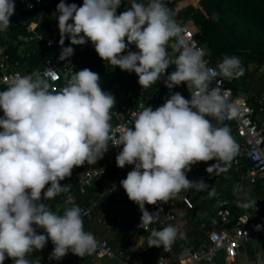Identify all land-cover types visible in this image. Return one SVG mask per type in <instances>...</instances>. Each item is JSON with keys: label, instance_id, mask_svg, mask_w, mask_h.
Listing matches in <instances>:
<instances>
[{"label": "clouds", "instance_id": "1", "mask_svg": "<svg viewBox=\"0 0 264 264\" xmlns=\"http://www.w3.org/2000/svg\"><path fill=\"white\" fill-rule=\"evenodd\" d=\"M121 2L83 0L78 6L60 0L58 60L74 54L72 46H63L66 38L70 45L91 41L102 60L135 72L145 90L174 65L164 84L171 90L186 83L190 99L174 92L155 109L140 105V111L131 113L133 126L114 138L110 121L116 99L101 88L98 73L88 68L73 72L59 90L38 74L6 78L7 88L0 91V264L6 258L13 264H40L39 258L29 257L49 239L54 245L50 260L59 261L69 251L84 257L96 250L94 234L84 230L82 217L87 211L73 204L62 214L54 212L41 202L42 190L50 185L43 191L44 201L68 191L70 185L60 181L70 177L74 167L96 163L109 141L122 145L115 157L117 167L133 165L120 184L142 213L139 226L150 230L149 247L165 251L185 233L173 225L150 229L158 212L150 213L145 204L168 203L182 191L208 189L203 180L190 181L186 172L211 160L216 163L206 169L209 173L226 171L239 152L224 121L237 117L240 101L230 100L221 87V79L244 74L239 57L226 55L210 68L205 50L189 40L165 0H128L130 7L117 15ZM14 13V0H0V32L10 27ZM132 44L138 51L123 54ZM213 81L217 86L212 87ZM254 205L256 200L239 204L244 209ZM37 228L42 232L38 234Z\"/></svg>", "mask_w": 264, "mask_h": 264}, {"label": "built area", "instance_id": "2", "mask_svg": "<svg viewBox=\"0 0 264 264\" xmlns=\"http://www.w3.org/2000/svg\"><path fill=\"white\" fill-rule=\"evenodd\" d=\"M172 0H165L168 4ZM15 9L17 13L20 12V6H25L27 10L34 13L33 16H21L19 18V25L25 28L24 34H20L16 43L20 40L26 43H32L34 41L42 44V47L53 49L52 56L47 57L42 67H36L24 72L20 69L21 62L13 61L12 54L8 50L9 40L8 32H0V89L7 86L4 82L6 78L11 77L15 73L21 75L33 74L40 75L48 79L51 87L55 90H59L65 85L66 79L70 77L73 72H78L84 68H77L73 64V60L79 49H92L94 48L91 41L83 45H70L69 39L64 40L63 46H72L74 48V54L66 61L58 60V56L61 51V45L59 43L60 35L58 29V15L56 12V6L60 0H14ZM69 0H65V3ZM138 2L147 3V0H138ZM56 4V5H57ZM83 0H81V5ZM78 5V6H81ZM130 7L128 0H122L121 5L117 8V15L125 11ZM170 11V9H169ZM173 19L172 12L170 11ZM17 14V16H18ZM14 16V15H13ZM12 16V17H13ZM12 17L10 19H12ZM54 21L55 27H47L46 22ZM176 20V19H175ZM44 21V23H43ZM177 21V20H176ZM71 22V21H70ZM185 30V34L188 35L190 41L203 48L206 52L205 59L208 61V67L216 68L213 64L212 58L209 56L208 51L201 46L199 40L195 36V30H193L188 24H182L177 21ZM44 28V30H43ZM171 43L169 42V52H171ZM25 54V53H24ZM177 53L173 54V57ZM79 58V57H78ZM263 71L264 65H254ZM175 70V66H170L160 80H158L151 87L146 90L142 87H137L129 95L123 94V100L117 103L116 108L111 110V125L113 129L114 138H118L119 132L126 128L132 127L131 113L133 111H140V105L150 106V104L159 102V106L167 98L162 99V91L169 89L164 84L166 75ZM138 80V78H136ZM220 78L217 77L216 80ZM234 79L227 80L221 79L222 89L228 91L229 98L232 101L239 99V112L236 118L228 119L224 121V124L230 128L235 129V136L239 145V152L242 158H234L231 162L236 168H241L238 185L254 186L261 179V185L264 187V121L259 116H264V91L258 97L257 108L255 104L251 102L250 92H246V96L236 97L234 87L231 85ZM216 81H213L212 87H215ZM186 99H190V93L183 95ZM3 115L2 109H0V116ZM210 119H213L210 117ZM215 120V119H213ZM121 146H112V141L108 142V150L104 153L96 163L74 167L72 174H74L76 183H69L70 177H66L60 181L61 185L68 184L70 189L65 192H61L56 196V201L59 202V208H69L73 204L78 205L82 209L87 211V215L83 216L84 222L93 223H120L124 220L127 214L134 215L137 212L139 215L135 216V226L141 230L144 234L137 239L138 246L144 247L140 256L132 259V257L121 248L130 242V239H126V243L120 246H114L108 239L101 238L97 242V248L94 251L95 254L107 258L111 261H119L120 264H145V259L152 254V248L146 246L148 243L149 231H145L139 226L142 213L139 207L133 201H128L125 190L120 184L122 179H125L127 173L132 170L133 166L125 165L123 168L117 167L115 157L121 151ZM243 159L248 161L250 165L247 168H243ZM109 167L112 169L110 170ZM218 174L209 173L207 170L198 172L196 175L188 178L190 181L203 180L212 181L216 179ZM41 202H44L50 207V200H43V191ZM94 191V198H91L90 202L86 204L76 203V194L82 196L88 195ZM121 194L126 199L123 200L121 196L116 198L108 197L109 195ZM194 189L180 192L175 198H172L168 203L157 202L156 204H145V208L149 210L153 208L155 210H164V217L159 218V221L150 225L151 228L162 229L167 225H172L173 222H177V207L183 206L186 210H190L194 207L193 200ZM248 201L256 200V205L249 208L247 211L236 212L234 207L231 206V200L218 195L216 207L212 217L207 223L203 224V229L206 232L204 240H201L198 246L189 245L183 241V238H177L176 241L179 244V251L171 260L170 257L160 256L157 260V264H219L218 258L221 254L224 255V259L227 264H237V261L242 253L243 246L245 244H251L258 241H264V194L258 196H246ZM256 225H260V230H256ZM179 230V229H178ZM37 233H41L42 229L37 228ZM180 232L185 233L182 229ZM131 240V243L136 242V239ZM54 246L50 245L48 240L46 246L42 250H38L39 254L47 261L50 260L49 256ZM5 259L3 264L7 261ZM258 264H264V250L263 255L259 258Z\"/></svg>", "mask_w": 264, "mask_h": 264}, {"label": "trees", "instance_id": "3", "mask_svg": "<svg viewBox=\"0 0 264 264\" xmlns=\"http://www.w3.org/2000/svg\"><path fill=\"white\" fill-rule=\"evenodd\" d=\"M177 1L180 0H172L170 3L173 16L182 24L192 22L197 27L198 30L195 31V36L201 46L208 51L213 63L215 65L218 64L226 55L239 57L241 66L244 69L242 77L246 75L250 76L256 88L264 89V70L263 72H259V68L256 67V69H250L253 63L264 65V0H200L199 2L205 11L194 5H188L182 9L175 10L172 4ZM67 3L81 5V0H69ZM56 4L57 2L54 6H57ZM20 7L19 14L15 9L10 27L8 28V36L9 40H11L8 44V50L12 54L13 61H20L22 65L26 66V69H34L42 66L45 59L52 56L54 50L44 48L42 44L34 41L26 46L25 54L27 56L22 58L18 50L19 45L14 44L19 35L25 32V28L19 25V18L21 16L31 17L34 13L27 10L25 6ZM57 14L59 13L57 12ZM45 24L46 26L48 25L47 27H55L54 21H49ZM127 51H138V49L132 44L129 45V48L123 54H127ZM73 64L77 68H88L99 74L101 88L114 95L116 99V104L113 108H116L117 103L123 100V94L129 96L135 90V84L137 83L135 72L122 71L118 66L108 64L107 61L99 57L94 48L79 49L73 60ZM4 88H7V86ZM174 88L175 92L185 93L186 91L184 82ZM213 162L216 163L215 160ZM198 163L192 165L191 170L187 171L186 174L201 168V165ZM109 169L112 170L110 167ZM73 178L74 175L72 176ZM258 190L259 192L264 191L260 188ZM239 204L237 205V211L242 212L249 209H244ZM58 206L59 202L56 201V197L50 200L52 210L57 209ZM193 211L200 213L199 209ZM125 219L129 220L128 216ZM128 220H123L120 223H110L114 230V234L111 236L113 240L126 234L134 235L137 233V230ZM164 252L166 251L163 248H158L155 255H160ZM152 260L146 258L145 263ZM221 260L225 261L223 254L218 258L219 264ZM63 262L67 264L64 259ZM5 264H13L12 259L8 258Z\"/></svg>", "mask_w": 264, "mask_h": 264}, {"label": "crops", "instance_id": "4", "mask_svg": "<svg viewBox=\"0 0 264 264\" xmlns=\"http://www.w3.org/2000/svg\"><path fill=\"white\" fill-rule=\"evenodd\" d=\"M186 4H187V2H186ZM189 5H191V4H189ZM186 24H188V23H186ZM21 56L23 58V57L27 56V54H23ZM42 66H39V67H42ZM251 68L252 67L250 66V69ZM20 69L24 72L29 70V69H26V66L22 65V64H21ZM259 72H263V71L259 70ZM136 78L139 79L138 76L135 77V80H137ZM231 85L234 87L233 89L235 90V96L236 97L246 96V92H250V94H251L250 100H251V102H253L255 104V107L257 108L258 97L264 91V89L256 88V85L254 84V82L250 76L246 75L244 77L241 76L238 79H234V82ZM185 86H186L185 93L189 94L190 92L188 91L186 83H185ZM4 87H6V86H4ZM4 87H2V89H0V91L5 90L6 88H4ZM137 87H142L141 85H139L138 80H137V83L135 84V88H137ZM161 91H162V99H164V98L168 97L171 93H174L175 88L168 90V91H166V90H161ZM185 93H181V94L184 95ZM150 106L153 107V109H155L156 107L159 106V102L152 103V104H150ZM259 117L264 121V116H259ZM210 120L212 121L213 124H216L215 120H213V119H210ZM230 131H231V135L233 136V138L237 142V138H236L235 133H234L235 129L232 128ZM234 158H240L241 159L242 156H241L240 152H238V154ZM198 164L201 165V168H199L196 171H193L189 174H186V176L188 178L196 175L198 172L205 171L210 165L214 164V162H213V160H211L208 162H199ZM249 165H250V163L243 159V168H247ZM131 166H133V165H131ZM221 166H224V165H221ZM230 170H233V172L229 175V173L231 172ZM241 170H242L241 168H239V169L236 168L233 165V163L230 162V165L227 166V170L223 171V172H219L216 179H214L212 181H207V182L205 181V183L208 184V189H206L204 191H196L194 189L193 200H194L195 205L192 209L186 210L185 208H183L182 205L181 206L179 205L177 207V209H176V211H177V222H173L172 225L175 226L179 230L182 229L185 232V237L183 238L184 242H187L189 245H192V246H198L200 241L205 239L206 232L203 229V224L207 223V221H209L210 218L212 217L214 210H215V207H216V202L218 200V195L231 200L230 201L231 206L234 207L236 212H240V211H237V205L241 202H247L248 200L246 199V196H248V195L258 196L260 194H264V191L259 192V190H258V188L264 190V187L261 185V179L254 186H246V185H238L237 184V181L239 179L238 176L240 175ZM73 175L74 174H72V176ZM72 176L68 180L71 186H72V184L76 183L75 176L73 179H72ZM228 184L230 185L229 187H228ZM213 189H214V194H210V191ZM118 195L121 196V198L125 201H126V199L128 201H131V200H129L128 196H125V198H126L125 199L124 196L121 194L109 195L108 197L116 198ZM94 197H95L94 191L90 192L88 195H85V196H82V195L77 193L76 194V203L77 204H86V203L90 202L91 198H94ZM58 208H59V206H58ZM58 208L55 210H52L50 207V209L52 211L58 212L59 214H62L65 208H60V209H58ZM196 209H199L200 213H197L198 211H193ZM179 210H180V213H179ZM205 210L208 213L207 218L205 220L200 221L199 223L195 224V221H197L198 215L203 213ZM148 211L150 213L158 212L157 221H159V218L164 217V215H165L164 210H155L153 208H150ZM126 216H128L129 220L125 219ZM126 216L124 217V221L128 220V222H131L130 224H132L133 227L137 230V233L134 235L126 234V235L121 236L118 239L115 238V240H113V238L111 237L114 234L112 224H110V223H100L99 224V223H93V222L92 223L91 222H84V219H83L84 230L86 232H91L92 234H94L97 242L99 240H101V238H106L116 247L120 246L123 243H126V239L129 238L130 242H127V244L122 246L121 248H123L126 251V253H128L132 257V259H135L136 257L140 256L143 252L142 248H144V247L138 246L137 239L141 236V234H144V233L135 226V224H134L135 215L127 214ZM133 239H136V242L131 243V240L134 241ZM49 241H50V245L54 246L50 239H49ZM145 245L149 246L148 243H146ZM150 248H152L153 251H152V254L149 257H147V259L152 260V258H153V260H152L153 264H157L158 258L162 255L170 257V259L173 260L174 256L179 251V244L177 241H175L168 251H166L160 255H155V252L158 248H162V247L153 246ZM263 250H264V241H258V242L251 243V244H245L243 246L242 253L240 254V257L237 261V264H258L259 258L263 255ZM29 258H31L33 260H35L37 258L44 259L39 254L38 250L34 251ZM101 258H104V257H101ZM63 259L65 260V263H67V264H81L80 262L83 261L82 257H79V256L71 253V251H69L59 261L55 260V261H51L48 263L64 264ZM105 259H107V258H105ZM109 261H111V260H109ZM152 261L147 262L145 264H152ZM111 263L112 264H120L119 261H111ZM204 264H206V263H204ZM220 264H227V262L221 260Z\"/></svg>", "mask_w": 264, "mask_h": 264}, {"label": "rangeland", "instance_id": "5", "mask_svg": "<svg viewBox=\"0 0 264 264\" xmlns=\"http://www.w3.org/2000/svg\"><path fill=\"white\" fill-rule=\"evenodd\" d=\"M199 1L200 0H180V1H177V2H173L172 5H173V9L179 10V9H182L185 5H186L185 7H187L189 4H191V5H194L197 8H201V9H203L205 11L204 7L201 5V3ZM186 2H187V4H186ZM170 3L168 4V8L171 11ZM188 25L193 30H195V31L198 30L197 27L194 24H192V22H188ZM22 34H24V33H22ZM14 44L15 45H19V49H18L19 50V54L23 55L25 53L26 46L30 45L31 43H26V42L20 40L17 43H14ZM253 65H259V64H257V63L251 64V67H252L251 69L252 70L256 69ZM262 67L264 68V66H262ZM230 171L231 172L229 173V175L233 172V170H230ZM179 213H180V210H179ZM134 215L138 216L139 214L137 212H134ZM207 215H208V213H207L206 210L203 213H201L200 215H198L197 221H195V224L199 223L200 221L205 220L207 218ZM39 259H40V264H51V263L46 262L42 258H39ZM82 259H83V261L80 262L81 264H112L111 261H109V260H107L105 258H101L100 256H98L94 252L91 255H85L84 257H82ZM206 264H210V263H206Z\"/></svg>", "mask_w": 264, "mask_h": 264}]
</instances>
